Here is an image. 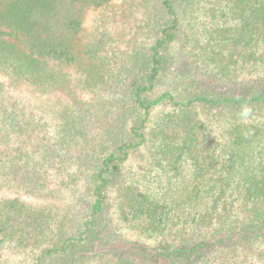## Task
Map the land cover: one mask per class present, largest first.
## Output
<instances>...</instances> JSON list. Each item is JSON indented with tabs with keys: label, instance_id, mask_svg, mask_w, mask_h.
<instances>
[{
	"label": "trees",
	"instance_id": "obj_1",
	"mask_svg": "<svg viewBox=\"0 0 264 264\" xmlns=\"http://www.w3.org/2000/svg\"><path fill=\"white\" fill-rule=\"evenodd\" d=\"M139 2L0 0V264H264V0Z\"/></svg>",
	"mask_w": 264,
	"mask_h": 264
},
{
	"label": "rangeland",
	"instance_id": "obj_2",
	"mask_svg": "<svg viewBox=\"0 0 264 264\" xmlns=\"http://www.w3.org/2000/svg\"><path fill=\"white\" fill-rule=\"evenodd\" d=\"M140 0H112L113 5L116 6V10L119 7L122 8H128L129 10L125 12V16L127 15V19L125 18H120L119 21H125L123 24H125V31L126 35H123L122 37L117 36L119 39H121L120 45H121V49L122 50H126L127 49V43H128V39H130L133 35L134 32L137 29V24H140V19L142 18L140 12H139V5L141 6ZM130 5V6H129ZM142 8V6H141ZM114 9V7H113ZM138 9V10H137ZM119 13V12H118ZM120 14L118 16L121 15ZM110 15L111 12H106V11H98L97 13H94L93 16H91V21L92 23H96L98 18H101L102 16H106V15ZM122 26V24H121ZM129 29H132L133 33H129ZM120 34H122V28L120 27ZM183 41V37H180V42L178 43V46L180 47V51H184L185 46L182 45ZM189 47V46H186ZM178 48H175L172 50L171 53L167 54V60L170 62L168 63V66H172V58L173 56L177 53ZM189 59V58H188ZM195 59V57H194ZM193 60V58H192ZM192 60H186V62H182L179 63L182 67V69H179V73L176 72V74H169L167 77H165L164 82L167 84V86H175V87H179L178 91H180V96L183 98L185 97V92H182L180 90V88H184L185 84L187 82L188 75L185 76V71L183 69L187 68V67H191V63ZM173 68H175V65L173 66ZM184 76L186 77V79L184 78ZM164 110L168 111L169 108L166 109H162L159 108L157 110L154 111V117L152 124L157 123L160 117H162V114H164ZM147 150L144 147H141L139 150H137L135 153H133V155L131 156L130 160L128 161V163L126 164V168H125V174L129 175V169L131 170V172H143L146 168H147ZM116 192L114 188H111L108 191V198H109V208L107 209L106 213H105V217L107 221L112 222L113 219H115V223L117 221V200H116ZM120 230L119 232L121 233L120 235V239L125 240V241H139L140 243H145L148 245H152L155 243V240L151 237H149L147 234H145L143 231L139 230L138 228H133L129 225H127V223L125 224H120ZM122 237V238H121ZM117 244H120V240L116 241ZM116 257H114V255L112 253H103V254H94L93 256H91V258L88 260L87 264H116Z\"/></svg>",
	"mask_w": 264,
	"mask_h": 264
}]
</instances>
